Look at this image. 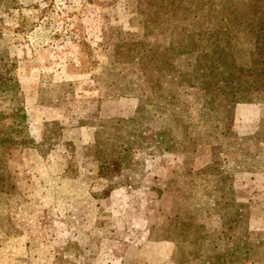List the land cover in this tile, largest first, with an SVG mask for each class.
<instances>
[{
    "label": "rangeland",
    "instance_id": "obj_1",
    "mask_svg": "<svg viewBox=\"0 0 264 264\" xmlns=\"http://www.w3.org/2000/svg\"><path fill=\"white\" fill-rule=\"evenodd\" d=\"M0 264H264V0H0Z\"/></svg>",
    "mask_w": 264,
    "mask_h": 264
},
{
    "label": "trees",
    "instance_id": "obj_2",
    "mask_svg": "<svg viewBox=\"0 0 264 264\" xmlns=\"http://www.w3.org/2000/svg\"><path fill=\"white\" fill-rule=\"evenodd\" d=\"M11 81H12V79H11V78H8V79L5 80V82H2V84H3V85L5 84L7 87H10V84H9V83H10ZM109 170H110V169H109Z\"/></svg>",
    "mask_w": 264,
    "mask_h": 264
}]
</instances>
